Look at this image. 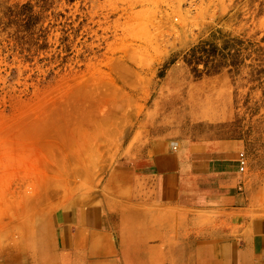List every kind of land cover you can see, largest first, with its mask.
Segmentation results:
<instances>
[{
    "label": "rangeland",
    "instance_id": "obj_1",
    "mask_svg": "<svg viewBox=\"0 0 264 264\" xmlns=\"http://www.w3.org/2000/svg\"><path fill=\"white\" fill-rule=\"evenodd\" d=\"M148 134L235 141L264 216V0H0V259L51 257Z\"/></svg>",
    "mask_w": 264,
    "mask_h": 264
},
{
    "label": "crops",
    "instance_id": "obj_2",
    "mask_svg": "<svg viewBox=\"0 0 264 264\" xmlns=\"http://www.w3.org/2000/svg\"><path fill=\"white\" fill-rule=\"evenodd\" d=\"M134 149L110 178L124 194L56 212L51 257L0 264H264L235 141L148 134Z\"/></svg>",
    "mask_w": 264,
    "mask_h": 264
},
{
    "label": "built area",
    "instance_id": "obj_3",
    "mask_svg": "<svg viewBox=\"0 0 264 264\" xmlns=\"http://www.w3.org/2000/svg\"><path fill=\"white\" fill-rule=\"evenodd\" d=\"M240 158H241V164H244L245 161H244V158H243V155L242 154L240 155Z\"/></svg>",
    "mask_w": 264,
    "mask_h": 264
}]
</instances>
